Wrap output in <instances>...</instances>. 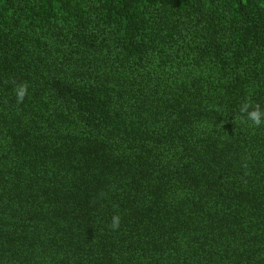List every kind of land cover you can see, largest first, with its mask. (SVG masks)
<instances>
[{"label":"trees","instance_id":"16d2710c","mask_svg":"<svg viewBox=\"0 0 264 264\" xmlns=\"http://www.w3.org/2000/svg\"><path fill=\"white\" fill-rule=\"evenodd\" d=\"M245 104L264 0H0V264H264Z\"/></svg>","mask_w":264,"mask_h":264},{"label":"clouds","instance_id":"9594fccd","mask_svg":"<svg viewBox=\"0 0 264 264\" xmlns=\"http://www.w3.org/2000/svg\"><path fill=\"white\" fill-rule=\"evenodd\" d=\"M28 95V85L20 84L15 89V96L17 104H22L25 100V97ZM250 105L245 104L241 111L247 113V118L252 122V124L256 127H259L262 123H264V112L261 111L259 106L255 108V110L249 111ZM119 217H113L112 228L113 230L119 227Z\"/></svg>","mask_w":264,"mask_h":264}]
</instances>
